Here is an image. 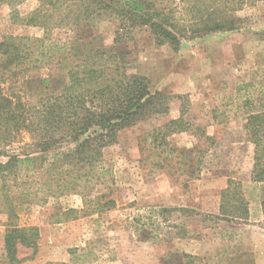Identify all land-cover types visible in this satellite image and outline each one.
<instances>
[{"label": "rangeland", "instance_id": "obj_1", "mask_svg": "<svg viewBox=\"0 0 264 264\" xmlns=\"http://www.w3.org/2000/svg\"><path fill=\"white\" fill-rule=\"evenodd\" d=\"M237 1L229 4L235 30L188 32L177 49L158 45L148 28L122 33L112 15L97 19L91 36L113 50L117 32L124 35L116 51L122 68L147 77L153 93L171 96L170 112L121 132L119 144L105 151L111 175L95 195L111 197L115 208L63 222L67 210L83 207L78 195H68L19 214L18 225L40 231L38 253L22 264H264V184L251 181L254 146L246 128L250 116H264V0L241 8ZM38 4L0 7V40L42 38L40 28L25 25ZM162 6L188 30L199 15L223 12V0H163ZM65 34L52 39L69 40ZM183 104L191 130L155 148L160 129L180 117ZM230 180L242 183L247 221H223L222 192ZM7 219L3 211L0 264Z\"/></svg>", "mask_w": 264, "mask_h": 264}, {"label": "trees", "instance_id": "obj_2", "mask_svg": "<svg viewBox=\"0 0 264 264\" xmlns=\"http://www.w3.org/2000/svg\"><path fill=\"white\" fill-rule=\"evenodd\" d=\"M23 1L0 0V7ZM256 1L238 0L236 6ZM232 2L223 0V12L214 9L205 19L199 15V22L188 30L166 13L163 0H38L25 25L40 28L43 37L12 35L0 40V214L5 211L8 217L2 225L1 264H22L38 253L39 229L17 224L19 214L33 206L78 195L82 209L67 210L63 222L115 208L111 197L95 195L111 175L105 151L119 144L121 132L170 112L171 96L153 93L147 77L122 68L116 51L124 35L117 32L113 50L91 36L97 19L112 15L122 33L148 28L158 45L177 49L188 32L235 30L237 20L229 15L235 10L229 6ZM55 32L70 38L55 41ZM44 71L47 75L40 74ZM187 114L183 104L180 117L155 135V148L167 147L168 136L191 130ZM263 117L250 116L246 127L254 146L251 181L257 184H264ZM241 185L230 180L222 192L224 222L249 219ZM262 214L264 221V202ZM22 250L33 256L20 258Z\"/></svg>", "mask_w": 264, "mask_h": 264}, {"label": "crops", "instance_id": "obj_3", "mask_svg": "<svg viewBox=\"0 0 264 264\" xmlns=\"http://www.w3.org/2000/svg\"><path fill=\"white\" fill-rule=\"evenodd\" d=\"M226 188H227V187H226ZM226 188H225V189H226ZM225 189H224V190H225Z\"/></svg>", "mask_w": 264, "mask_h": 264}]
</instances>
